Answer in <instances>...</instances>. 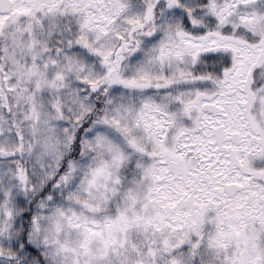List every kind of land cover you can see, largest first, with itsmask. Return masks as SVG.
Listing matches in <instances>:
<instances>
[{"label": "snow or ice", "instance_id": "1", "mask_svg": "<svg viewBox=\"0 0 264 264\" xmlns=\"http://www.w3.org/2000/svg\"><path fill=\"white\" fill-rule=\"evenodd\" d=\"M0 264H264V0H0Z\"/></svg>", "mask_w": 264, "mask_h": 264}]
</instances>
